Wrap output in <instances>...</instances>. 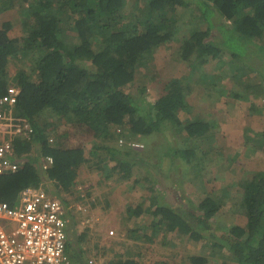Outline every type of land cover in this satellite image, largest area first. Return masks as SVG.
Listing matches in <instances>:
<instances>
[{
    "label": "trees",
    "instance_id": "obj_1",
    "mask_svg": "<svg viewBox=\"0 0 264 264\" xmlns=\"http://www.w3.org/2000/svg\"><path fill=\"white\" fill-rule=\"evenodd\" d=\"M191 5L209 26L186 20L185 11ZM15 6L23 35L20 43L11 38L9 21L0 28V96L13 80L21 91L14 112L29 119L34 134L30 140H16L14 155L20 167L15 173L0 176V201L13 203L22 188L40 183L49 182L48 191L57 197L61 187L62 192L70 191L78 169L99 157L102 149L106 155L100 161L118 163L127 176L131 165L141 164L133 148L127 146L124 150L106 144L109 140L102 142L115 133L122 135L125 129H131L133 135H148L173 127L175 133L184 131L188 137L214 141L213 130L218 122L209 119L207 112H203L206 118L200 119L179 116L187 106L184 98L192 94V82L206 89L208 98L202 96L199 103L209 109L220 95L236 101L253 97L252 110L256 109L255 98L260 104L264 100V0H0V13ZM212 27L216 31L213 35ZM170 41L180 42L178 57L187 64L188 73L156 80L162 93L149 101L143 96L144 87L139 89L143 80L136 77L137 70L155 60L156 47ZM16 52L22 58L35 55L33 74L26 65L13 76L8 74V57ZM223 57L239 70L234 81L230 79L232 88L227 90L214 84L219 71L201 70L209 61ZM253 74H260V80L251 79ZM133 86H139L136 96L130 89ZM261 112L264 115V108ZM44 113H48L46 117H42ZM34 118L43 124L35 123ZM250 125L238 128L242 132L257 130ZM74 127L81 133H91L95 139L89 142V150L73 142ZM255 134V140L260 136L264 145V130ZM174 139L168 140L167 148L159 154L169 155L171 163L176 150ZM255 152L264 158V146L262 152ZM43 156L53 159L47 169L38 163ZM196 180L200 186L205 181L203 177ZM237 194L246 221L244 225L225 227L221 243L211 240L218 236L209 228L207 233L198 234L191 218L183 216L187 212L180 214L165 206L164 200L170 202L165 196L161 204L156 201L152 212L159 218L151 228L166 226V230L185 233L193 240L208 238L212 245L231 253L234 264H264V170L252 175L232 194L222 188L206 193L197 204L200 217L204 222L215 221L225 200L232 195L234 200ZM142 213L139 206L133 211L136 216ZM189 260L191 264H206L197 256ZM85 262L88 264L87 259ZM113 263L137 264L132 258Z\"/></svg>",
    "mask_w": 264,
    "mask_h": 264
},
{
    "label": "rangeland",
    "instance_id": "obj_2",
    "mask_svg": "<svg viewBox=\"0 0 264 264\" xmlns=\"http://www.w3.org/2000/svg\"><path fill=\"white\" fill-rule=\"evenodd\" d=\"M124 12L127 13L128 10ZM185 12L186 20L205 26L206 21L200 17L195 6H189ZM4 21H9L12 26L8 31L9 36L20 43L23 32L19 27L17 6L0 13V28ZM206 26H209L208 23ZM211 29L212 35L216 33L214 27ZM261 42L264 43V35ZM179 43L170 41L156 47L153 56L155 60L137 70L136 77L143 80L139 83L142 87H138L139 89L144 87L142 93L147 100L154 101L162 93L156 80L160 82L184 77L188 73L187 64L178 57ZM34 56L22 58L20 52L10 55L6 65L8 74L13 76L17 69L24 65L28 66L30 73L33 74ZM201 70L205 73L219 71L220 74L214 80V84L222 90L232 88L230 84L233 82L230 79L234 81L239 73V70L224 57L209 61ZM260 77V74H253L251 79L260 80ZM138 87L130 88L135 96L139 93ZM192 89V94L184 98L187 109H184L185 112L180 111L179 116L180 118L194 116L200 119L206 118L203 112H207L209 119L218 122L213 130L214 141L206 138L201 142L196 137H188L184 131L175 133L173 127L164 133L153 131L148 135H133L131 129H125L121 137L126 142L142 144L141 149H133V154L138 155L140 166L131 165L129 174L125 176L120 170L121 166H117L118 163L107 159L100 161V158H104L102 155L104 153L106 155L105 149H102L99 157L83 163L78 169L75 185L70 191L61 192L60 186L59 196L68 207V220L69 216L72 217L73 228L69 233V247L77 252L76 258L79 256L78 259L81 257L82 260H86L90 256L96 264L104 262L115 264L113 260L126 258H132L137 264H191L189 257L197 256L199 260L205 259L206 264L236 263L231 253L222 247L212 245L211 241H205V238L193 240L185 233L166 230V226H162L161 229V226L151 228L152 222L159 218V215L152 212L157 205L156 201L161 204L157 184L163 185V181H166L174 185L173 195L172 193L165 195L164 192L162 194V197L165 195L170 199L168 203L164 200L165 206L174 208V212L183 210L185 213L194 208V204L197 205L206 193H211L212 189L213 191L219 188L229 189L232 194L252 175L264 170V158H260L255 152L256 149L262 152L264 146L260 136H257L258 141L255 140L257 135L255 133L264 130V115L261 112L264 100L260 104L259 98H255L256 109L252 110L250 105L253 97L247 101H236V98L218 96L217 93L219 97L217 103L209 109L205 104L200 106L199 103L202 96L208 98L206 89L201 84L193 82ZM229 102L231 103L228 104ZM47 114L44 113L42 117H46ZM250 120H254L250 126L259 131L248 129L242 132L238 127L249 125ZM34 122L43 124L41 120L35 118ZM76 129L74 127L73 142L82 144L84 149L89 150V142L95 139L91 133H81ZM173 136L176 150L173 152L174 161L171 163L169 155L159 157V154L167 148L166 142L173 139ZM118 139L119 136L115 133L110 139H102V142L109 140L106 144L125 150ZM158 162H161L159 167ZM148 166L152 168L148 169ZM163 173L166 176L162 179ZM196 175L204 178L202 186L196 182ZM193 177L195 181H192ZM157 179L159 181H156ZM57 182L58 180L56 184ZM49 184L47 182L42 185L46 187ZM232 196L225 200L215 221L204 222L200 216L196 219L191 218L190 223L196 226L198 234L207 233L209 228L218 236L211 240L215 239L221 243L220 238L225 232V227L245 224L246 217L241 213L238 194L234 200H231ZM137 206L144 210L142 215H133ZM199 212L197 209L195 214ZM109 230H112L113 234H110ZM203 244L204 247L201 249Z\"/></svg>",
    "mask_w": 264,
    "mask_h": 264
},
{
    "label": "built area",
    "instance_id": "obj_3",
    "mask_svg": "<svg viewBox=\"0 0 264 264\" xmlns=\"http://www.w3.org/2000/svg\"><path fill=\"white\" fill-rule=\"evenodd\" d=\"M19 95L20 89L10 85L0 96V176L18 170L13 142L32 132L27 119L12 114ZM51 162L46 157L43 168ZM66 230L65 207L58 198L41 185L22 188L13 203L0 201V264H72ZM87 262L96 264L91 257Z\"/></svg>",
    "mask_w": 264,
    "mask_h": 264
},
{
    "label": "clouds",
    "instance_id": "obj_4",
    "mask_svg": "<svg viewBox=\"0 0 264 264\" xmlns=\"http://www.w3.org/2000/svg\"><path fill=\"white\" fill-rule=\"evenodd\" d=\"M12 82L10 83V82H8V84H7V86H6V89H7V87L8 86H10V85H14V86H17L16 85V83L13 81V80H11ZM18 87V86H17ZM19 88V87H18ZM20 89V88H19ZM21 92V91H20ZM20 96V95H19ZM18 100V99H17ZM14 107L15 106H13V109H12V114L13 115H16V116H19V115H17V114H15V112H14ZM20 117H23V116H20ZM23 118H25V119H27L26 117H23ZM28 120V122L30 123V121H29V119H27ZM30 125H31V127H32V132L31 133H29V135L26 137V138H23V139H18V140H30L31 138H32V136H33V134H34V129H33V126H32V124L30 123ZM250 125V124H249ZM50 140H52V138H50ZM118 141H119V144H122V146H124V147H130V148H133V149H135V150H138V149H141L142 148V144H140L139 142H133V141H128V142H126L122 137H121V135L119 136V139H118ZM16 143V140L13 142V149H14V144ZM132 143L133 144H135V143H138V144H140L139 146H135V145H132ZM14 157L16 158V160H17V163H18V170H19V167H20V161H19V159L14 155ZM46 157H48V156H43L40 160H39V166L42 168V169H47L48 167H50L51 166V164L53 163V159H52V162L46 167V168H43V161H44V159L46 158ZM50 157V156H49ZM52 158V157H51ZM17 170V171H18ZM17 171H15V172H17ZM15 172H12V173H15ZM11 173V174H12ZM43 183H40L39 185H41L48 193H50L51 195H53L54 197H56V198H58L62 203H63V205H64V207H65V213H66V217H67V236H68V239H67V244H69V233H70V230L73 228V223L72 224H70L69 225V222L71 223L72 222V217L71 216H69V218H70V220H68V207L66 206V204H65V202H64V200L61 198V197H59V195H60V188H59V191H58V197L57 196H55L53 193H51V192H49L48 191V189H47V186L46 187H44L43 185H42ZM28 186H32V185H28ZM62 192V191H61ZM67 249H68V247H67ZM90 257V256H89ZM88 257V258H89ZM87 258V259H88Z\"/></svg>",
    "mask_w": 264,
    "mask_h": 264
},
{
    "label": "crops",
    "instance_id": "obj_5",
    "mask_svg": "<svg viewBox=\"0 0 264 264\" xmlns=\"http://www.w3.org/2000/svg\"><path fill=\"white\" fill-rule=\"evenodd\" d=\"M240 129V128H239ZM164 172V171H163ZM164 176H166V174H164L163 173V176H162V179H163V177ZM196 177H199V175H196ZM194 180V179H193ZM192 180V181H193ZM163 181V180H162ZM191 184V183H190ZM163 185L165 186V187H163ZM163 185H161L160 184V187H158L160 190H159V192H160V195H161V199L162 198H164V196L165 195H169V194H171L172 193V195H173V191H174V187L172 188V185L173 184H171V183H169V182H166V181H163ZM174 186V185H173ZM165 190V191H164ZM163 192L165 193V195L162 197V194H163ZM177 196H178V194H177ZM197 209L200 211V209H199V207H197V205H196V203L194 204V208H191L189 211H187V215H185V214H183L184 213V211L182 210H177L180 214H183V216L184 217H188V218H192V219H196V218H198V216H200V213H201V211L198 213V214H195L196 213V211H197ZM191 221V220H190ZM196 229V228H195ZM206 241H209L210 242V240H207L206 239ZM205 242V241H204ZM202 249V248H201ZM67 252L69 253V255H70V258H71V261H72V264H86V262H85V260H82L83 258H79L78 259V257L76 258V256L78 255L77 254V252H74L73 250H71V248L69 247L68 249H67ZM204 252L206 253V250H205V248H204ZM207 254V253H206ZM207 257H208V255H207Z\"/></svg>",
    "mask_w": 264,
    "mask_h": 264
}]
</instances>
